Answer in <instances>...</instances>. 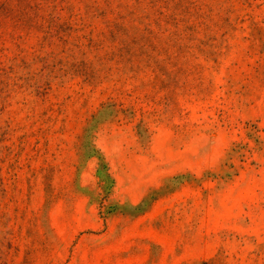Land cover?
<instances>
[{
    "label": "rangeland",
    "instance_id": "obj_1",
    "mask_svg": "<svg viewBox=\"0 0 264 264\" xmlns=\"http://www.w3.org/2000/svg\"><path fill=\"white\" fill-rule=\"evenodd\" d=\"M0 264H264V0H0Z\"/></svg>",
    "mask_w": 264,
    "mask_h": 264
}]
</instances>
